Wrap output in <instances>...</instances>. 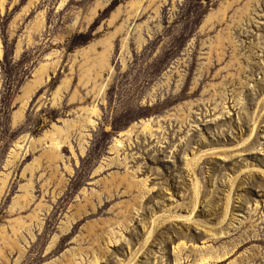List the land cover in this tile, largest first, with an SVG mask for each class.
<instances>
[{
	"label": "rangeland",
	"instance_id": "1",
	"mask_svg": "<svg viewBox=\"0 0 264 264\" xmlns=\"http://www.w3.org/2000/svg\"><path fill=\"white\" fill-rule=\"evenodd\" d=\"M0 264H264V0H0Z\"/></svg>",
	"mask_w": 264,
	"mask_h": 264
},
{
	"label": "bare ground",
	"instance_id": "2",
	"mask_svg": "<svg viewBox=\"0 0 264 264\" xmlns=\"http://www.w3.org/2000/svg\"><path fill=\"white\" fill-rule=\"evenodd\" d=\"M204 25V24H203ZM53 65V64H52ZM53 68V67H52ZM49 69V68H48ZM44 70V69H43ZM28 90V89H27ZM33 91V90H32ZM16 120V119H15ZM147 125H146V123L144 122V121H142V122H140V124H138V123H134L131 127H130V130L128 129V132H125V133H120V135H122V134H126V136H128L129 137V135L131 134V130L132 129H136V128H138V127H140V128H145ZM132 133H133V131H132ZM120 141V140H119ZM119 144H120V142H119ZM16 153V152H15ZM18 156H19V153L18 154H15V158L17 159L18 158ZM6 183V182H5ZM4 185V184H3ZM5 186V185H4ZM3 188V187H2Z\"/></svg>",
	"mask_w": 264,
	"mask_h": 264
}]
</instances>
